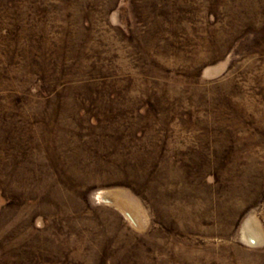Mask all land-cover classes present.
<instances>
[{
  "label": "rangeland",
  "instance_id": "1",
  "mask_svg": "<svg viewBox=\"0 0 264 264\" xmlns=\"http://www.w3.org/2000/svg\"><path fill=\"white\" fill-rule=\"evenodd\" d=\"M0 264H264V0H0Z\"/></svg>",
  "mask_w": 264,
  "mask_h": 264
}]
</instances>
